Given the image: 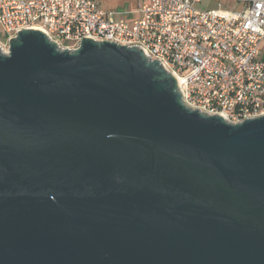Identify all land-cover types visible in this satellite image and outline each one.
Segmentation results:
<instances>
[{
  "label": "water",
  "instance_id": "obj_1",
  "mask_svg": "<svg viewBox=\"0 0 264 264\" xmlns=\"http://www.w3.org/2000/svg\"><path fill=\"white\" fill-rule=\"evenodd\" d=\"M158 63L0 50V264H264V117L189 110Z\"/></svg>",
  "mask_w": 264,
  "mask_h": 264
},
{
  "label": "built area",
  "instance_id": "obj_2",
  "mask_svg": "<svg viewBox=\"0 0 264 264\" xmlns=\"http://www.w3.org/2000/svg\"><path fill=\"white\" fill-rule=\"evenodd\" d=\"M201 1L147 0L127 20L99 0H0V28L9 41L39 31L62 51L83 37L138 47L175 78L189 110L231 125L264 117V0L240 11H199Z\"/></svg>",
  "mask_w": 264,
  "mask_h": 264
},
{
  "label": "rangeland",
  "instance_id": "obj_3",
  "mask_svg": "<svg viewBox=\"0 0 264 264\" xmlns=\"http://www.w3.org/2000/svg\"><path fill=\"white\" fill-rule=\"evenodd\" d=\"M147 0H99V4L104 11L120 12L127 19H136L139 15L140 6ZM218 5L223 9L232 11L239 9L235 0H203L196 8L199 11H204L209 8H218ZM0 48L4 53L8 52L9 39L3 36L0 28Z\"/></svg>",
  "mask_w": 264,
  "mask_h": 264
},
{
  "label": "crops",
  "instance_id": "obj_4",
  "mask_svg": "<svg viewBox=\"0 0 264 264\" xmlns=\"http://www.w3.org/2000/svg\"><path fill=\"white\" fill-rule=\"evenodd\" d=\"M234 1V0H233ZM247 1L248 0H235V2L237 3V5L239 6L238 8L239 9H233L232 11H240V10H242L244 7H245V5H246V3H247ZM203 2V0L201 1V3ZM201 3H199L198 5H200ZM197 5V6H198ZM218 8H220V5H218ZM222 8V7H221ZM215 9H217V8H215ZM205 10H214L213 8H209V9H205ZM204 10V11H205ZM261 51H262V53H263V55H264V41L262 42V44H261Z\"/></svg>",
  "mask_w": 264,
  "mask_h": 264
}]
</instances>
